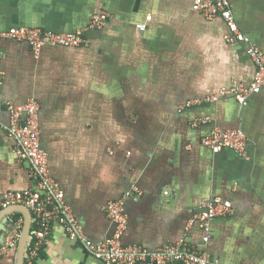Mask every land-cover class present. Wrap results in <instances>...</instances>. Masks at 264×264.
Returning <instances> with one entry per match:
<instances>
[{
    "label": "crops",
    "instance_id": "crops-1",
    "mask_svg": "<svg viewBox=\"0 0 264 264\" xmlns=\"http://www.w3.org/2000/svg\"><path fill=\"white\" fill-rule=\"evenodd\" d=\"M194 1L0 0V32L76 31L99 10L110 13L79 47L36 53L28 42L0 39V194L35 187L7 130V103L34 100L50 174L93 241L112 237L107 204L135 185L142 194L125 197V245L156 250L185 238L219 264H264V88L246 104L233 95L195 104L234 83L251 84L257 68L246 43L226 42L225 20L206 18ZM233 13L264 51V0H233ZM214 127L243 129L245 155L203 146ZM211 197L230 201L234 212L212 221L205 245L203 229L188 223ZM17 213L0 221L7 225L0 242L14 223L22 221L23 233ZM18 248L0 264H18ZM43 252L38 264H103L60 225Z\"/></svg>",
    "mask_w": 264,
    "mask_h": 264
},
{
    "label": "built area",
    "instance_id": "built-area-1",
    "mask_svg": "<svg viewBox=\"0 0 264 264\" xmlns=\"http://www.w3.org/2000/svg\"><path fill=\"white\" fill-rule=\"evenodd\" d=\"M193 9L206 18L221 17L225 20L228 33L224 36L230 44L242 42L247 44V53L255 64L257 71L254 81L249 85L233 84L229 89L223 88L218 93L198 100L217 102L221 97L233 95L241 104H246L249 97L264 88V51L244 34L234 17L233 0H195ZM110 13L99 10L91 16L90 22L83 28L70 32L44 30L38 27H12L0 32V39H14L28 42L38 53L45 46L79 47L87 43L86 32L100 29L104 26ZM140 30H145V24H138ZM3 74L0 72V84ZM192 103H188V106ZM10 113V123L7 127L9 137L14 143L16 154L29 162L35 187L23 190H9L0 194V208L12 205H23L31 213L33 229L28 239L25 264H34L39 251L50 239L55 225L63 227L69 239L82 244L88 254L103 264H219L205 249H198L189 244L185 238L168 244L156 250L143 246L125 245L123 236L128 227V217L125 212V197L142 194L138 186L131 189L117 200L107 204L106 213L115 223V232L107 240L93 241L77 220L73 209L65 198V193L50 174L49 153L42 147L39 122V104L28 101L25 104L7 103ZM204 120H196V124ZM203 146L217 153L227 148L239 155H245L248 137L241 128L214 127L202 139ZM234 212L233 204L228 200L211 197L204 200L199 210L192 213L188 227L194 224L204 231L202 241L207 245L211 239V223L213 220L230 217ZM13 229L0 242V258L10 249L17 248L21 241L22 221L14 223Z\"/></svg>",
    "mask_w": 264,
    "mask_h": 264
},
{
    "label": "water",
    "instance_id": "water-1",
    "mask_svg": "<svg viewBox=\"0 0 264 264\" xmlns=\"http://www.w3.org/2000/svg\"><path fill=\"white\" fill-rule=\"evenodd\" d=\"M13 212H20L24 215V228H23V233H22L21 241L19 243V248H18V264H25L24 259H25L28 239H29L30 232H31V216L32 215L25 206L16 204V205H12L7 208H4L3 210L0 211V221L2 220L3 217ZM6 228H7L6 224L0 225V230H5ZM0 239H1V235H0Z\"/></svg>",
    "mask_w": 264,
    "mask_h": 264
},
{
    "label": "trees",
    "instance_id": "trees-1",
    "mask_svg": "<svg viewBox=\"0 0 264 264\" xmlns=\"http://www.w3.org/2000/svg\"><path fill=\"white\" fill-rule=\"evenodd\" d=\"M1 210H2V208H0V211H1ZM17 214L20 215V213H17ZM32 226H33V225H32ZM31 229H33V227H32ZM44 247H45V246H44ZM44 247H43V248H44ZM43 248L40 249L38 256H37V257L35 258V260H34V264H38L39 259L45 256V253L43 252Z\"/></svg>",
    "mask_w": 264,
    "mask_h": 264
}]
</instances>
